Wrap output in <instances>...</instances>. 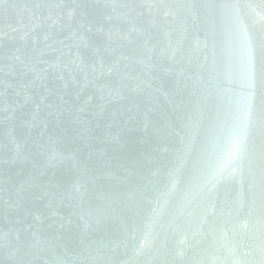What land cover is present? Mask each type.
Masks as SVG:
<instances>
[{
    "label": "water",
    "instance_id": "1",
    "mask_svg": "<svg viewBox=\"0 0 264 264\" xmlns=\"http://www.w3.org/2000/svg\"><path fill=\"white\" fill-rule=\"evenodd\" d=\"M222 2L0 0V264H233L231 240L259 246L242 227L264 211L259 180L224 175L249 88ZM233 2L259 125L247 5L264 0Z\"/></svg>",
    "mask_w": 264,
    "mask_h": 264
},
{
    "label": "snow or ice",
    "instance_id": "2",
    "mask_svg": "<svg viewBox=\"0 0 264 264\" xmlns=\"http://www.w3.org/2000/svg\"><path fill=\"white\" fill-rule=\"evenodd\" d=\"M153 5H148L152 7ZM217 7L222 11L226 20L231 25L238 42L240 56L243 66L242 77L245 79L249 93L246 98H243L239 104V111L237 113V119L235 128L232 131L229 139V144L227 146V156L231 161L227 172L224 174L225 178L231 177L233 171L239 170V176L241 182L243 183L245 178H247V183L249 185L248 191L253 192L256 187V182L259 180L260 184V200L261 208L264 210V139H262L261 147L258 156L253 159V156L249 150V138L253 135L255 127L259 126L264 129V119L259 122L253 118L254 106L253 100L255 98V68H256V46L254 43V38L249 34V29L242 22L239 9L240 4L233 2V0H223ZM248 8L252 9L253 22L251 23L252 28L259 26V30L264 32V2L259 5V11L252 4L247 5ZM55 26V25H53ZM91 31V28L88 29ZM48 37H45V43H47ZM39 43V40L36 41ZM51 47V45H49ZM260 55L262 61H264V37H261L260 43ZM17 59H19L17 57ZM12 69L11 71H14ZM11 71L9 74H11ZM20 71L27 74V70L21 68ZM262 71H264V64H262ZM264 83V80H262ZM255 202V201H254ZM242 227L246 231H252L254 238L258 240L259 246L253 245L251 243H245L243 241L231 240L232 247L228 249L230 256L233 258V264H252V259H254L257 253L260 256V264H264V211L261 213V217L252 225L251 229L247 223L243 224ZM7 234H5L6 236ZM225 240L230 238L227 232L222 233ZM132 239H137L136 236H132ZM147 242L146 237H142ZM5 237L0 236V247H6L8 245L3 244ZM18 240V238H17ZM141 250H143V245H139ZM15 255V254H14ZM252 258V259H250ZM24 260H27L28 264H33L32 258L30 256H25L21 258L20 264H23ZM63 264V262H61Z\"/></svg>",
    "mask_w": 264,
    "mask_h": 264
}]
</instances>
